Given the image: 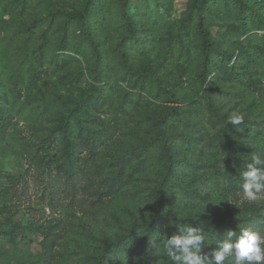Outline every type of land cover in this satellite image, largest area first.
I'll use <instances>...</instances> for the list:
<instances>
[{
	"label": "rangeland",
	"instance_id": "374dc122",
	"mask_svg": "<svg viewBox=\"0 0 264 264\" xmlns=\"http://www.w3.org/2000/svg\"><path fill=\"white\" fill-rule=\"evenodd\" d=\"M253 154L264 0H0V264H171L182 224L201 255L264 233Z\"/></svg>",
	"mask_w": 264,
	"mask_h": 264
},
{
	"label": "clouds",
	"instance_id": "9594fccd",
	"mask_svg": "<svg viewBox=\"0 0 264 264\" xmlns=\"http://www.w3.org/2000/svg\"><path fill=\"white\" fill-rule=\"evenodd\" d=\"M244 116L233 111L228 122L239 125ZM241 181V201L258 202L264 192V159L253 154L239 173ZM226 238L218 242L210 254L201 255L206 240L202 228L182 224L178 234L167 237L159 254L165 255L171 264H225L231 259L233 264H264V233L250 227L228 230Z\"/></svg>",
	"mask_w": 264,
	"mask_h": 264
},
{
	"label": "trees",
	"instance_id": "16d2710c",
	"mask_svg": "<svg viewBox=\"0 0 264 264\" xmlns=\"http://www.w3.org/2000/svg\"><path fill=\"white\" fill-rule=\"evenodd\" d=\"M76 20L78 22V26H79V28L81 30V33H85V31H86V24H85L86 18H85V15L84 14L78 15ZM208 64H209L208 60H205L204 65L208 67ZM154 227H155V225L153 223V225L151 226V229L154 230Z\"/></svg>",
	"mask_w": 264,
	"mask_h": 264
}]
</instances>
